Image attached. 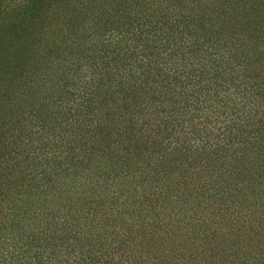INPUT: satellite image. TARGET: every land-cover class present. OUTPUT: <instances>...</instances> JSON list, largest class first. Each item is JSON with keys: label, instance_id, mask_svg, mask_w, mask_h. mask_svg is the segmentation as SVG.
Here are the masks:
<instances>
[{"label": "trees", "instance_id": "obj_1", "mask_svg": "<svg viewBox=\"0 0 264 264\" xmlns=\"http://www.w3.org/2000/svg\"><path fill=\"white\" fill-rule=\"evenodd\" d=\"M0 264H264V0H0Z\"/></svg>", "mask_w": 264, "mask_h": 264}]
</instances>
